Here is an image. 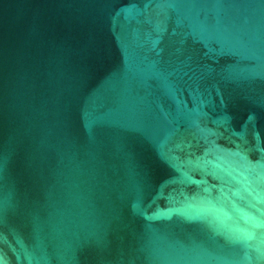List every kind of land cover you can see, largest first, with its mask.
<instances>
[{"label":"water","instance_id":"obj_1","mask_svg":"<svg viewBox=\"0 0 264 264\" xmlns=\"http://www.w3.org/2000/svg\"><path fill=\"white\" fill-rule=\"evenodd\" d=\"M0 264H264V0H0Z\"/></svg>","mask_w":264,"mask_h":264}]
</instances>
